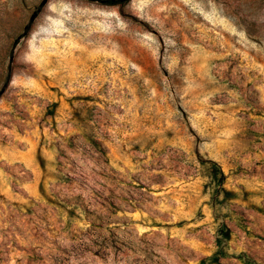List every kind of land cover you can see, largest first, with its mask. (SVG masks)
Masks as SVG:
<instances>
[{
	"label": "rangeland",
	"instance_id": "obj_1",
	"mask_svg": "<svg viewBox=\"0 0 264 264\" xmlns=\"http://www.w3.org/2000/svg\"><path fill=\"white\" fill-rule=\"evenodd\" d=\"M0 264H264V0H0Z\"/></svg>",
	"mask_w": 264,
	"mask_h": 264
}]
</instances>
